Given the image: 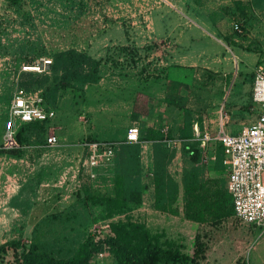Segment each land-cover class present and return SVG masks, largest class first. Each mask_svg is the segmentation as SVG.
<instances>
[{
    "label": "rangeland",
    "instance_id": "rangeland-1",
    "mask_svg": "<svg viewBox=\"0 0 264 264\" xmlns=\"http://www.w3.org/2000/svg\"><path fill=\"white\" fill-rule=\"evenodd\" d=\"M181 8L186 16L198 18L194 20L198 27L191 30L202 33L188 51L197 54L206 50L216 61L215 53L222 58V65L212 66V71L196 68L191 80L180 79L184 83L181 92H170L183 93L185 102L176 105L167 101L155 127L149 119L132 120L127 114L130 95L120 98L116 91L110 96L102 92V98L97 99L93 96L98 91L86 93L84 85L76 84L61 88L55 102L45 98L44 86H38L36 80L51 76V71L47 66L40 70L33 66L68 48L86 53L95 49L102 52L101 64L109 62L116 68L129 62L142 77H156V60H147L142 54L153 46L143 42L147 27L152 25V18L159 26L158 16L165 10L173 18L187 20ZM235 24L240 30L234 29ZM211 32L216 33L215 38L223 37L225 46L213 39ZM102 36H109L111 43L97 46ZM118 40L123 45L116 43ZM257 63H264V0H0V244L10 239L59 241L74 251L89 231L98 233L96 230L106 222L138 221L184 252L190 251L194 236L199 235L207 246L200 264L238 260L264 264V224L244 223L234 214L218 220L214 214L219 198L224 200L223 210L231 207L226 170L220 162L221 146L214 137L222 115H226L225 129L231 133L257 116L250 95L251 73ZM17 86L38 92L42 104L56 112L43 133L26 132L22 142L16 133L23 124L10 115ZM118 99L125 105L121 107ZM96 106L99 111L88 109ZM186 115L192 121V132L196 120L201 123L200 131L209 132L211 140L205 147L197 144L199 140L179 138ZM134 123L143 134L148 128L165 129L163 138L175 140L170 145L173 154L167 169L178 189L161 207L155 205L153 192L142 210L132 202L110 205L107 194L115 190L116 158L106 165V179L102 176L95 182L81 167L85 142L121 141L126 128ZM9 126L15 130L11 141L6 137ZM49 134L56 135V143L47 142ZM194 145L200 149L194 165L203 168L187 191L182 172L193 164ZM14 150L16 154L11 153ZM144 175L146 182L149 178ZM58 212L77 213L79 223L56 221L42 225L33 234L41 218ZM142 212L151 215L146 217ZM101 254L94 264H113L110 250L102 249ZM0 264H15L12 250L2 255Z\"/></svg>",
    "mask_w": 264,
    "mask_h": 264
},
{
    "label": "trees",
    "instance_id": "trees-1",
    "mask_svg": "<svg viewBox=\"0 0 264 264\" xmlns=\"http://www.w3.org/2000/svg\"><path fill=\"white\" fill-rule=\"evenodd\" d=\"M100 64V58L97 59L86 52L68 48L53 54L51 63L47 66L51 71V76H41L36 81L38 86H44L45 98L55 102L61 88L74 87L76 84L96 83L100 77ZM251 75L253 80V72ZM45 106L53 108L50 105ZM148 112V95L138 91L134 98L131 119L138 120L146 116ZM47 122L48 119L21 123L23 126L16 133L17 140L22 142L26 132L43 133ZM199 126L201 128V123ZM178 136L182 140L193 138L192 121L189 115H186ZM144 140L152 142L153 176L149 177L146 182L142 179L145 175L140 161V142ZM140 142L122 143L116 152V186L112 194H107L109 195L107 201L110 205H122L127 202L140 204L145 188L151 186L154 203L161 207L174 196L178 189V183L167 169L173 151L164 141L161 131L156 128H148L144 134L140 131ZM198 145H194L193 164L182 172L183 185L187 191L193 182L198 181V173L203 168L201 164L194 165L199 160ZM220 149V162L224 168L222 147ZM11 153L16 154L17 151L14 150ZM228 196V200H231V207L226 210L222 208L224 200L220 201L219 198L216 202L214 214L218 220L222 216L234 214L230 193ZM56 221L78 222L79 216L75 212L50 213L35 224L33 234L42 225ZM96 231L98 233L89 231L87 237L74 251L70 246H65L59 241L10 239L0 244V259L7 250H12L15 264H94V259L102 249L111 251L113 264H200L201 260L205 259L207 246L200 240L199 235L194 236L190 251L184 252L172 241L161 240L160 235L138 221H109ZM71 253L70 257L66 255ZM232 264H244V262L238 260Z\"/></svg>",
    "mask_w": 264,
    "mask_h": 264
},
{
    "label": "built area",
    "instance_id": "built-area-1",
    "mask_svg": "<svg viewBox=\"0 0 264 264\" xmlns=\"http://www.w3.org/2000/svg\"><path fill=\"white\" fill-rule=\"evenodd\" d=\"M236 30H240L235 24ZM51 59L44 58L34 69H45ZM251 99L258 113L252 122L243 125L237 132H227L225 124L228 119L221 116L217 134L214 139L222 147V163L226 170L227 187L232 198L233 211L237 219L244 223L264 224V63H257L253 70ZM10 115L17 122L25 123L35 120L51 119L55 110L42 104L38 92L30 93L22 87H16L10 105ZM165 131L162 129L161 132ZM15 130L9 126L6 137L13 139ZM205 147L211 140L207 130L200 131L198 120L193 125V138ZM49 144L57 142L54 134L46 138ZM168 146L175 140L164 139ZM140 142V129L137 124L126 128L123 140H88L85 142V156L81 161L82 170L92 182L99 178V169L106 168L116 156L122 143ZM142 142V141H141ZM140 142V144H141ZM148 177L153 176L150 167H145ZM99 255H102L101 252Z\"/></svg>",
    "mask_w": 264,
    "mask_h": 264
},
{
    "label": "crops",
    "instance_id": "crops-1",
    "mask_svg": "<svg viewBox=\"0 0 264 264\" xmlns=\"http://www.w3.org/2000/svg\"><path fill=\"white\" fill-rule=\"evenodd\" d=\"M182 11L184 10L181 8L182 16L187 17V20L185 21L171 17L169 15L171 12L165 10L163 11L164 14H160L158 16V20L160 22L159 26L156 25L154 18H152V25L150 27L148 26L149 28L147 27L148 32L146 33L143 42L147 43V45L153 46L149 47L147 51L142 52V54L144 56L146 54L147 60L149 58H154L156 60V63L154 64L156 77H142L141 74L136 72L137 70L135 66L129 62L116 68L109 66V62H102V64H100V77L98 81L96 83L84 84L86 93L88 90L98 91L94 94L95 96H93L97 99L102 98V92L105 94V96H110V92L116 91L120 98L124 97L125 95H130V103L128 105L127 112L130 118L135 94L138 91L146 93L148 95L149 112L146 116H142L139 119L143 121L145 119H149L150 122L153 123L152 127H155L154 123L156 122L158 116L164 111V104L167 101H173L172 103H175L176 105H183L185 102L183 93L180 95H173L170 91L177 90L178 92H181L184 83H182L180 79L188 77V79L191 80L193 74L192 72L196 68L212 71V66L217 68L219 65H222V58H218L219 56L217 57V55L214 53L216 60L214 61V58H212V53H205L206 50L203 49H201L197 54L190 53L188 51L189 47H192L196 43L197 37L202 35V33H197L195 30H191L198 27L195 25L194 21L198 18L192 15L191 17H188ZM210 25L212 26V23H210ZM210 34H212L213 39L224 45L222 40L225 42V39L223 37L220 38L217 36V38H215V32H211ZM100 39V42L96 44L97 46H99L101 43L104 45L111 43L109 36H102ZM116 43H121L123 45L124 42H119L118 40ZM93 50L95 52H91V50L88 51L91 56L99 58L100 55H102V52H99L95 49ZM127 55L129 56L130 53ZM119 59L121 60L122 56H119ZM214 62H217V65H214ZM118 100L120 102V106L122 107L124 102H121V99ZM62 101L63 100L60 101V105L62 104ZM88 109L93 112L100 110V108L97 109V106L88 107ZM103 114H106V112L103 111ZM202 123H204V120H202ZM124 136L125 133L123 138ZM140 146V161L142 164L143 173L147 175L145 167H150L152 163V142L144 140L141 142ZM143 153L146 156L145 161ZM98 171L99 178L97 181L102 179V176L104 179H106L105 174L107 172V168H102ZM151 192L152 187L149 186L147 194L142 195V202L138 205V207H136V209L139 210L141 208L140 210H142V206L146 205V202L148 203L151 200ZM142 214L146 213L142 212ZM149 215H151L150 212H148V214L145 216L148 217Z\"/></svg>",
    "mask_w": 264,
    "mask_h": 264
},
{
    "label": "water",
    "instance_id": "water-1",
    "mask_svg": "<svg viewBox=\"0 0 264 264\" xmlns=\"http://www.w3.org/2000/svg\"><path fill=\"white\" fill-rule=\"evenodd\" d=\"M41 63V62H40Z\"/></svg>",
    "mask_w": 264,
    "mask_h": 264
}]
</instances>
